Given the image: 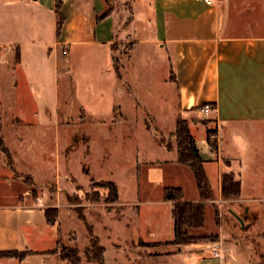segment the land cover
<instances>
[{
  "label": "crops",
  "instance_id": "crops-1",
  "mask_svg": "<svg viewBox=\"0 0 264 264\" xmlns=\"http://www.w3.org/2000/svg\"><path fill=\"white\" fill-rule=\"evenodd\" d=\"M260 5V0H216L213 4L204 0H60L57 9V0H0V123L7 119L8 109L13 112L12 129L5 132L0 128V137L9 152L8 158L0 151V251H30L21 259L0 256V264H66L59 251H53L59 235L58 226H54L59 223L61 204L44 205L32 197V188L37 184L31 167L32 125L47 123L43 120L47 108L55 109V116L58 114L56 79L60 74L72 86L70 93L81 119L108 126L123 122L118 119H138L134 114L136 104L146 101L136 96L137 90L131 85L137 71L131 58L138 45L143 59L150 46L155 48L165 67L164 80L171 83L174 111L172 115L142 112L139 119L163 155L146 160L143 168L148 185L162 189V199L158 201L169 207L171 236L148 229L147 235L138 233L136 247L155 245L158 257L167 256L164 243L173 239L174 201L163 199L164 188L180 187L182 201L198 200L191 170L177 162L173 132L178 118L188 121L215 195L207 200L204 225L190 228L189 232L202 233L209 227L213 204L227 200L221 195L223 173L231 174L239 183L235 201L246 206L262 205L264 189L257 179L261 159L250 150L253 139L247 136L254 131L258 141L264 140L260 132L264 128V33L254 31L264 24L253 13L255 9L260 12ZM106 10L107 14L98 19ZM57 13L62 19L58 34ZM205 103L212 104L208 113L200 109ZM32 115L37 122L32 121ZM147 115L149 126L144 121ZM200 119L209 120V124ZM208 127L215 128L211 135L215 148L207 141ZM165 135H169V144L158 143L156 138ZM89 140L88 136L87 143ZM55 159L56 179L60 180L59 158ZM184 168L188 169L192 194L174 178ZM246 171L252 172L253 180ZM17 173H24L27 182H22ZM63 180L69 182L66 177ZM117 196L112 203L124 204L118 192ZM46 207L57 208L55 223L46 221ZM68 212L77 217L74 211ZM206 243L174 244L173 252L180 264H226L227 248L220 258L212 254L220 241L208 242V250ZM88 245L89 241L83 255ZM118 247L121 244L116 243L114 249ZM235 247L239 252L240 246ZM153 250L132 253L136 252V258L143 262L145 258H155ZM84 262L98 264L86 259Z\"/></svg>",
  "mask_w": 264,
  "mask_h": 264
},
{
  "label": "rangeland",
  "instance_id": "rangeland-1",
  "mask_svg": "<svg viewBox=\"0 0 264 264\" xmlns=\"http://www.w3.org/2000/svg\"><path fill=\"white\" fill-rule=\"evenodd\" d=\"M243 1L251 2V0ZM260 2V10H258L260 12L255 9L253 13L254 17L264 24V0ZM245 4L250 6L249 3ZM257 5L258 3L255 4ZM263 27L255 28L254 31L264 33ZM141 51L142 47L138 45L131 58L135 64L134 71L137 69L134 73L135 78L131 79V85L137 90L136 96L146 99L136 104L137 109L134 114L138 119H118L123 122L120 121L111 126L81 119L76 102L70 93L72 86L60 74L56 79L58 116H55V109L47 108L43 116V120H47V123L42 126L32 125L31 167L32 175L37 181L32 188V197H36V202L44 205L61 204L59 223H55L54 226L55 228L58 226L59 231L54 250L60 251L61 245L74 247L81 257L78 264H87L84 262L86 258L83 255V249L88 244L90 234L76 210L82 212L86 224L91 226L93 233L104 245V264H180L176 253L173 252L175 247L171 240L164 243L167 256L163 257H158L156 250H153L155 245L147 249L136 247L138 233L147 235L148 229H158L161 230L162 235L171 236V227L167 221L169 207L158 201L162 199L160 198L162 189L157 185H148L145 177L147 173L145 174L143 168L146 160L160 159L163 155L154 146L150 133L142 127L139 119L142 112L155 115L169 112L168 114L172 115L174 93L170 90L171 83L164 80L165 67L158 60L155 48L150 46L147 49L145 59L140 57L143 55L140 54ZM60 66L59 62L58 70L61 69ZM149 96L151 98L148 99ZM33 107L35 110L39 109L36 105ZM5 117L7 119L3 120L4 124L0 123V128L6 132L12 129V109L6 111ZM148 119L150 120L149 115L144 118V121L149 126ZM32 121L37 122V117L32 115ZM199 121L209 124V120L200 119ZM208 129L212 133L215 132L214 127H208ZM260 132L264 134V128ZM88 136L90 140L87 143ZM247 136L253 139L249 142L252 144L250 150L256 151L257 157L261 159V172L257 174L259 175L257 179H260L258 182L264 189V140L258 141L254 131ZM168 138L169 135H165L164 138L159 137L156 140L158 143L163 142L167 145ZM87 145L89 148L86 147ZM72 151L75 152L72 154ZM56 157L59 158V176L63 179L66 177V180H69L68 183L63 179H56L58 176L54 167ZM64 162L68 163L66 170ZM187 170L185 168L179 170L174 178L180 184H185L188 194H192L193 188ZM246 172V176L253 180L252 172ZM16 175L21 177L22 182L24 180L27 182V176L24 173ZM156 175L154 182L157 181ZM105 180L116 184L119 200L124 204L116 205L105 199L108 189L98 185ZM234 198L229 195L226 201L213 204L212 216L209 217L212 219L208 221L209 227L207 226L199 235H218L219 245L224 249L227 248L226 264H264V203L258 206H246L235 201ZM215 209H217L216 215ZM69 210L74 211L77 217L70 214ZM232 212L244 217V228H241ZM132 240L133 243H131ZM211 241L200 239L197 243L207 242L205 250H208L210 249L208 242ZM116 243L121 244V247L114 249ZM131 244L134 247H131ZM235 245L240 246L237 253ZM147 250H153L152 254L155 258L139 261L135 253L142 254ZM134 251L136 252L132 253Z\"/></svg>",
  "mask_w": 264,
  "mask_h": 264
},
{
  "label": "trees",
  "instance_id": "trees-1",
  "mask_svg": "<svg viewBox=\"0 0 264 264\" xmlns=\"http://www.w3.org/2000/svg\"><path fill=\"white\" fill-rule=\"evenodd\" d=\"M60 6V0H57L58 9ZM107 10L98 16V19L102 18L107 14ZM57 34L61 27V17L57 13ZM175 136V146L177 150V162L184 164L191 170L197 192L198 200L196 201H182V189L180 187H166L163 190V199L174 201L171 213L173 218V239L171 240L174 244L182 243H197L200 239L217 240V234L209 235H195L189 232L190 228H200L204 225L206 219V201L214 199V193L210 186V182L206 175L203 162L204 160L200 156L192 136L188 121L183 118L176 120L175 130L173 132ZM214 133L211 130H206L207 141L211 147L215 148L216 142L211 138ZM169 148V147H168ZM0 151L5 153L9 158V152L5 146L3 139L0 137ZM11 165V159H10ZM101 186L108 189L106 200L114 202L117 200V188L114 182L104 181L99 182ZM239 194V183L236 181L231 174L223 173L221 176V195L222 198L226 199L229 195L236 197ZM78 217L85 223L88 233L90 234L89 245L84 251V256L88 261H96L98 264H104V247L100 244L99 238L93 233L90 225L86 224L85 218L79 210H76ZM217 209L214 210L215 215ZM44 214L48 223H55L57 219V208L46 207L44 208ZM55 251V250H53ZM30 251H18V250H6L0 251V256H14L18 259L23 258ZM60 258L62 261L68 264H78L80 262V256L78 255L74 247L61 245L59 251Z\"/></svg>",
  "mask_w": 264,
  "mask_h": 264
},
{
  "label": "built area",
  "instance_id": "built-area-1",
  "mask_svg": "<svg viewBox=\"0 0 264 264\" xmlns=\"http://www.w3.org/2000/svg\"><path fill=\"white\" fill-rule=\"evenodd\" d=\"M208 4H213L216 0H204ZM63 53H66V51H63ZM201 111L204 113H208L210 110H212V104L211 103H205L201 106ZM225 249L218 245L215 249L212 250V254L217 257H222L224 254Z\"/></svg>",
  "mask_w": 264,
  "mask_h": 264
},
{
  "label": "water",
  "instance_id": "water-1",
  "mask_svg": "<svg viewBox=\"0 0 264 264\" xmlns=\"http://www.w3.org/2000/svg\"><path fill=\"white\" fill-rule=\"evenodd\" d=\"M232 213L236 217V219L239 221L241 228H244V219L241 216L237 215L236 213H234V212H232Z\"/></svg>",
  "mask_w": 264,
  "mask_h": 264
}]
</instances>
